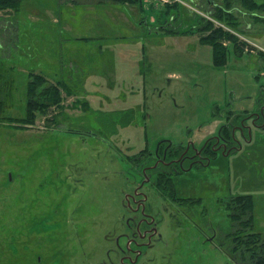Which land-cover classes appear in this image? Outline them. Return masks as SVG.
Segmentation results:
<instances>
[{"label": "rangeland", "instance_id": "rangeland-1", "mask_svg": "<svg viewBox=\"0 0 264 264\" xmlns=\"http://www.w3.org/2000/svg\"><path fill=\"white\" fill-rule=\"evenodd\" d=\"M218 4L225 0H15L0 7V240L20 245L3 252L7 260L35 264L31 255L39 252L42 264H121L114 236L125 219L140 216L128 206L137 190L165 224L195 222L190 232L186 226L180 237H165L162 253L154 250L157 264H238L227 252L246 232L230 216L238 195L252 196L254 230L264 234V123L248 119L249 137L238 136V148L218 152L205 167L152 170L162 140L201 147L226 122L217 111L252 113L264 98V51L245 40L264 46V9L233 2V28L211 15ZM205 20L235 31L247 42L244 53L225 41L227 63L216 68L212 47L198 44ZM161 29L175 32L161 39ZM32 74L57 86L61 101L23 124ZM173 169L176 195L186 199L154 185Z\"/></svg>", "mask_w": 264, "mask_h": 264}, {"label": "trees", "instance_id": "trees-1", "mask_svg": "<svg viewBox=\"0 0 264 264\" xmlns=\"http://www.w3.org/2000/svg\"><path fill=\"white\" fill-rule=\"evenodd\" d=\"M105 1V0H101ZM112 1V0H111ZM118 2H124L127 4H135L137 2H141L142 0H113ZM15 0H0V7H7L12 5ZM233 2L240 4L243 8L248 11H255V10H262L264 9V3H260L257 0H225V5H214V8H217L211 11V15L220 20L226 21L231 27L236 28L238 24V20H236L233 13L230 12ZM103 3V2H102ZM228 25V27H229ZM230 27V28H231ZM232 28V29H233ZM199 33L201 34L199 38V42L204 45H210L213 50V59L214 65L216 68H222L226 66L227 63V54H228V45L225 41H230V43L234 44L235 49L238 53H244L243 47L247 45V42L239 41V38L236 36L235 31L233 30H226L222 26H215L212 20H205L202 26L197 28ZM168 32H175L173 30H169ZM47 80L43 75H31L30 80L28 82V95H27V108H26V118L22 119V123H32L34 122L36 115L35 112L41 111L43 113L46 112V109L51 104H58L61 101L60 90L57 86L53 85H46ZM60 84H62L60 82ZM65 89H68L67 84L64 83ZM87 110L89 109V105L84 103ZM233 116L231 117V115ZM61 115L64 118H68L69 115L66 112H62ZM59 116V115H58ZM57 116V117H58ZM55 117L56 122H60L58 118ZM246 117L245 113L233 111L231 108L227 110V122L224 124L221 129L220 133L228 138L232 139L233 133V125L238 124L242 118ZM251 119V118H249ZM66 120V119H65ZM248 121V120H247ZM63 127V125L61 126ZM77 131L75 129H68ZM79 130V129H78ZM248 131V130H247ZM211 140V141H210ZM210 142L208 141L207 145L205 146L204 153L206 149L210 147V143L213 142V139L210 138ZM186 146L182 145H174L170 140H162L158 145V152L155 151V156L160 152L163 153L165 149L168 150V154H174L173 157L170 159L177 157L180 155ZM234 150V149H232ZM147 151V149H145ZM157 152V154H156ZM192 152V151H191ZM210 154L211 159L214 157L216 152L210 151L207 152ZM169 156V155H168ZM207 163V164H206ZM177 165V172L176 173H183L186 171L184 168L179 166L178 164H171L168 168H174ZM209 165L207 161H205L204 165H199V167H205ZM161 166H165L159 164L155 166V172H158ZM188 166V164H186ZM185 167V165H184ZM174 170V169H173ZM176 170L173 172H168V174H161L159 175V180L154 182V185L162 192L161 194L165 196V192L173 199H186L180 198L176 195V191L174 188V184L172 181V173H175ZM236 207H235V205ZM232 207L230 210L237 209V212H233L230 214L231 219L233 221H238L240 229L244 232H238V236L234 238L231 243L234 244L233 249L228 250L227 252L231 253L238 261V264H264V234L259 231L254 230V207H253V199L250 195H238L236 196L230 203ZM244 233V234H242ZM224 242L220 241V247H222ZM223 248V247H222ZM239 254V256H238Z\"/></svg>", "mask_w": 264, "mask_h": 264}, {"label": "flooded vegetation", "instance_id": "flooded-vegetation-1", "mask_svg": "<svg viewBox=\"0 0 264 264\" xmlns=\"http://www.w3.org/2000/svg\"><path fill=\"white\" fill-rule=\"evenodd\" d=\"M264 98H261L259 101V108L257 111L252 112V115L246 116L240 120L238 124L233 125V133L232 139H228L224 137L220 130L218 133L212 137L213 142L210 143L209 149L207 148L205 153V145L201 147H194L193 143H190L186 146L185 150L172 159H168V150L165 149L163 153H158L156 150L157 163L155 166L159 164L165 165L166 167L171 164H178L186 171L192 169L194 167H199V165H204L205 161L208 163L211 162L210 154L207 152L213 151L229 154L232 149H236L239 147V138L238 136H243L245 138L249 137V124H247V120L251 118L254 125L263 126L264 123ZM242 129V132L239 130ZM235 129V130H234ZM248 130V131H247ZM210 138L208 139V141ZM211 141V140H210ZM209 141V142H210ZM192 151V152H191ZM188 164V166H186ZM207 164V163H206ZM185 165V167H184ZM177 168V165L174 166ZM175 168V169H176ZM168 170L161 171L160 174H168ZM146 175V174H144ZM158 189V188H157ZM159 190V189H158ZM160 191V190H159ZM137 194H139L138 198ZM148 195L145 192L137 190L135 196L133 197L132 202H128L129 209L133 213H138L140 216L135 218L133 216L128 217L124 220L123 230L117 232L114 236V244L117 248V254L120 256L121 264H157L158 261L154 258L156 257L155 251L161 252V246L165 243V237H175L178 238L184 234L185 227L187 226L190 232V228L194 227L195 222L189 219L180 220L173 219L168 220L167 222H173L172 224H165V220L158 219L155 215H153L149 210L150 207L147 206ZM115 225H112V228ZM95 235H99V231H95ZM78 236V235H77ZM107 237V235H106ZM124 241L122 245L121 241ZM12 242V240H11ZM87 242V241H85ZM82 246H85V243ZM30 246V244H28ZM10 246H16L17 248L20 246L18 244L9 243L8 239L0 240V263L1 264H19L16 263V256H11L10 260H7V256L3 254V252L10 250ZM24 246V245H23ZM33 248V247H32ZM31 248V249H32ZM25 250V249H24ZM109 251H113L110 249ZM24 252V251H23ZM22 252V253H23ZM31 255V258L34 259L35 264L44 263L42 255L37 252ZM23 255V254H22ZM19 262V261H18ZM107 261L102 258L101 260H94L91 264H105ZM74 264H81L80 258H75ZM83 264V263H82Z\"/></svg>", "mask_w": 264, "mask_h": 264}, {"label": "crops", "instance_id": "crops-1", "mask_svg": "<svg viewBox=\"0 0 264 264\" xmlns=\"http://www.w3.org/2000/svg\"><path fill=\"white\" fill-rule=\"evenodd\" d=\"M162 31L160 32L161 34V39H163L162 38V35L164 36V32L166 33L167 31H164V29H161ZM170 33H172V32H170ZM170 33L168 32V33H166L165 35H167V36H169L170 35ZM159 34V33H158ZM198 41V40H197ZM154 41H150V42H147L146 41V43L149 45H153L152 43H153ZM199 42V41H198ZM155 43L157 44L158 42L157 41H155ZM162 44V43H161ZM198 44H201L200 42L198 43ZM144 45V47H145V45L146 44H143ZM204 45V44H203ZM214 60V59H213ZM219 69V68H218ZM227 110L228 109H221V111H217L218 113H220V114H222L223 116H226V122H227ZM237 112H240V113H242V112H244L245 113V116H250V115H252V113L250 112V111H236V113ZM226 122H225V124H226ZM247 124H248V121H247ZM217 134V133H216ZM212 137H214V136H212ZM211 137V138H212Z\"/></svg>", "mask_w": 264, "mask_h": 264}, {"label": "built area", "instance_id": "built-area-1", "mask_svg": "<svg viewBox=\"0 0 264 264\" xmlns=\"http://www.w3.org/2000/svg\"><path fill=\"white\" fill-rule=\"evenodd\" d=\"M245 40L248 41V44H249V43H250L251 45L253 44V45H254L256 48H258L259 50L264 51V46H261V45H259V44L253 43V42L251 43V40H248L247 38H245ZM261 75L264 76V69L262 70Z\"/></svg>", "mask_w": 264, "mask_h": 264}, {"label": "water", "instance_id": "water-1", "mask_svg": "<svg viewBox=\"0 0 264 264\" xmlns=\"http://www.w3.org/2000/svg\"><path fill=\"white\" fill-rule=\"evenodd\" d=\"M248 128H249L248 130H249V134H250V126H249ZM234 130H235V129H234ZM239 130L242 132V129L239 128Z\"/></svg>", "mask_w": 264, "mask_h": 264}]
</instances>
